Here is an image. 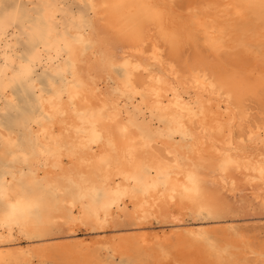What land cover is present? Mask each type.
<instances>
[{
    "label": "bare ground",
    "instance_id": "bare-ground-1",
    "mask_svg": "<svg viewBox=\"0 0 264 264\" xmlns=\"http://www.w3.org/2000/svg\"><path fill=\"white\" fill-rule=\"evenodd\" d=\"M91 1L87 29L58 38L48 25L47 44L64 46L69 72L41 97L50 117L32 118L24 148L14 131L0 129V156L23 153L24 181L39 177L49 188L41 213L23 217L31 248H0V264H25L33 254L52 264H264V227L238 224L264 219V0ZM184 2L197 11L174 15ZM168 68L194 93L199 116L178 109ZM117 89L141 93L169 130L192 135L190 143L145 135ZM63 94L71 107L65 102L61 121ZM0 194L13 213L40 203L17 177L3 181ZM201 212L210 225L183 226ZM11 219L0 212V243ZM107 240L112 257L104 259Z\"/></svg>",
    "mask_w": 264,
    "mask_h": 264
},
{
    "label": "rangeland",
    "instance_id": "rangeland-1",
    "mask_svg": "<svg viewBox=\"0 0 264 264\" xmlns=\"http://www.w3.org/2000/svg\"><path fill=\"white\" fill-rule=\"evenodd\" d=\"M52 6H55L58 11L54 18L47 19L44 16L45 9ZM191 10L197 11V7L184 2L180 8H173V14L188 17ZM91 12V0H0V129H10L16 133L18 148H24L27 138L28 140L32 138L30 135L36 129L32 121L34 116L50 117L42 112L41 97L51 93L53 84H59L69 77L64 46H60L57 51H54L53 47L47 44L46 31L48 25L58 38L63 35L72 36L78 30L89 27L92 20ZM25 41H30V43L25 45ZM249 45L250 47H258L253 41H250ZM25 47L28 48V53L21 55ZM202 50L207 57L216 55L215 52L207 51L205 47ZM29 68L31 69L30 74ZM116 73L123 76L125 70L122 66H117ZM166 73L182 98V100L176 101L178 109L199 116L198 102L194 93L192 91L185 93L183 85L179 83L176 74L171 69H166ZM8 91L9 94H7ZM116 93L121 98L120 105L123 112L133 116L134 122L145 135L155 138L163 134L165 137L184 145L189 144L192 140V135L188 132L169 130L167 118L148 108L141 93L122 89H117ZM62 99L64 105L58 112V118L61 121L67 115L66 107L68 106L65 102H68L69 107H71L66 94H63ZM256 111L257 108L253 111L252 119L258 122L260 116ZM249 135V129L246 128L243 138L249 139ZM3 144V137L0 133V148L3 147ZM261 153L259 155L264 156V152ZM26 169L27 165L23 153L18 152L8 159H3L0 156V186L7 178L17 177L22 184L25 196L29 198L35 195L40 202L35 207L29 208L28 211L23 212L20 209L13 213L10 203L0 194V212H6L12 216L5 232H10L9 240L0 243V248L22 250L31 248L33 243L22 230L23 217L27 213L34 216L41 213L42 202L48 196L49 188L40 181L39 177L35 178L33 184L25 182L23 174ZM185 222L183 226L189 228H199L211 224L209 215L205 212H201L194 220L188 216ZM238 224L263 228L264 219L243 220L239 221ZM152 226H156L154 232L159 231L156 224ZM85 235L86 233L83 231L78 233L79 237ZM101 253L104 259L112 257L108 240L102 243ZM228 255L229 248L225 246L222 251L223 259L226 260ZM25 264L52 263L33 254L25 261Z\"/></svg>",
    "mask_w": 264,
    "mask_h": 264
},
{
    "label": "snow or ice",
    "instance_id": "snow-or-ice-1",
    "mask_svg": "<svg viewBox=\"0 0 264 264\" xmlns=\"http://www.w3.org/2000/svg\"><path fill=\"white\" fill-rule=\"evenodd\" d=\"M33 7H35V5H33ZM24 43H25V45H27V44L30 43V41H25ZM27 53H28V48L25 47V48L22 50L21 55H27ZM22 67H23V65H22ZM30 71H31V69L29 68V70H28L29 74H30Z\"/></svg>",
    "mask_w": 264,
    "mask_h": 264
}]
</instances>
